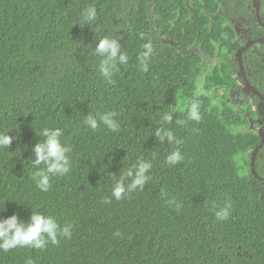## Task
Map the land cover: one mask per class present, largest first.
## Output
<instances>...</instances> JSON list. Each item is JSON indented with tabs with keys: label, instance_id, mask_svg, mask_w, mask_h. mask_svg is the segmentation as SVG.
Returning <instances> with one entry per match:
<instances>
[{
	"label": "trees",
	"instance_id": "16d2710c",
	"mask_svg": "<svg viewBox=\"0 0 264 264\" xmlns=\"http://www.w3.org/2000/svg\"><path fill=\"white\" fill-rule=\"evenodd\" d=\"M255 5L0 0V134L13 137L9 150L0 148V210L6 208L0 217L19 213L27 222L33 210L70 225L72 233L45 249L0 251V264H264V146L255 165L247 155L260 147L262 136L234 133L246 120L226 102L220 107L204 96L196 100L204 59L212 60L218 46L231 56L234 70L208 77L207 90L231 87L245 104L251 96L253 113L264 119V101L247 89L239 62L244 47L264 36ZM89 6L97 8L92 24L82 18ZM261 14L264 22V1ZM103 38L119 41L129 58L111 82L100 74L102 57L94 54ZM166 41L200 52L183 54ZM242 61L264 96V43L245 50ZM193 101L200 121L177 125L188 109L180 106ZM89 109L118 113L120 130L101 126L93 132L84 123ZM163 110L174 116L163 126L182 144H159L152 136L162 126ZM44 127L63 129L62 142L72 148L70 172L53 178L47 193L36 187L28 160L42 139L36 131ZM176 148L184 160L169 167L166 156ZM140 158L153 165L145 190L111 198V175H123ZM169 199L181 207H170ZM225 205L230 217L218 221L215 211Z\"/></svg>",
	"mask_w": 264,
	"mask_h": 264
},
{
	"label": "clouds",
	"instance_id": "9594fccd",
	"mask_svg": "<svg viewBox=\"0 0 264 264\" xmlns=\"http://www.w3.org/2000/svg\"><path fill=\"white\" fill-rule=\"evenodd\" d=\"M97 8L89 6L82 12V18L86 24H92L97 19ZM94 54L102 57L99 65L100 74L109 82H111L115 71L119 65L128 63V56L121 51V43L114 39H100L94 48ZM139 63L144 71L147 68L144 66L143 57ZM162 126L156 128L152 136H155L159 144H182V140L177 138L170 128L164 127V124H171L174 116L171 112L160 111ZM118 113L114 111L104 112L102 114H94L90 109L85 115L84 123L93 132L97 131L101 126L112 132H118L120 125L117 120ZM201 119L199 111V103L193 101L187 109L185 120H176V124L185 126L189 121L199 122ZM36 131V129H35ZM10 133V132H9ZM7 134H0V148L10 149L13 143V137ZM39 137H42L33 147H31L32 166L36 171L32 174V179L36 187L47 193L52 187V179L63 177L71 170L70 153L71 146L62 142L64 135L61 128L44 127L39 132L36 131ZM184 160V156L179 148L169 152L166 156L165 163L169 167H175ZM111 159L109 164H111ZM152 163L145 159H137V161L129 167L123 175L115 174V182L111 191V198L119 201L124 199L131 193L140 191L143 192L151 179L149 173L152 169ZM104 203H110L111 199H105ZM20 204V203H19ZM170 207L179 209L181 204L175 199L167 200ZM3 210L0 212L5 211ZM231 214L230 205L219 207L215 211V217L218 221H226ZM71 226H61L57 219L52 215H45L32 210V214L27 222L23 221L19 213L13 214L8 218L0 217V251L9 252L16 248H32L45 249L48 244L58 245L61 239L70 238ZM117 235H119L117 233ZM28 264H32L29 260Z\"/></svg>",
	"mask_w": 264,
	"mask_h": 264
},
{
	"label": "rangeland",
	"instance_id": "374dc122",
	"mask_svg": "<svg viewBox=\"0 0 264 264\" xmlns=\"http://www.w3.org/2000/svg\"><path fill=\"white\" fill-rule=\"evenodd\" d=\"M237 42L240 43V40L237 39ZM166 43L183 54L200 52V48L197 46L193 47L192 49L186 50L172 41H166ZM215 55L216 56L212 60H207L206 58L204 59L205 69L203 72V76L198 81L196 100L204 96L209 98L212 101L213 105L220 107H223V101L226 102L229 107H231L235 112L242 113L243 120H246V124L244 126L233 129L234 133L252 132L257 135H262L264 124L259 119V116L253 113L256 109V105L253 102V98L251 96H249V104H245L241 95L235 90L233 91L231 87L221 88L219 85H215L214 88L212 87L211 91L207 90L206 84L208 77L212 76L215 72H219L220 76L223 78L225 77L226 72H231L232 70H234L233 66H231V56L228 57L225 54H221L218 46H216ZM235 74H233L234 77L238 79L239 74ZM237 84V86L239 87L242 85V82L238 80ZM191 103L192 102H185L180 106V108L186 109ZM254 153L255 151L250 150L247 155L253 159L255 155ZM247 166L249 167V163H247Z\"/></svg>",
	"mask_w": 264,
	"mask_h": 264
},
{
	"label": "water",
	"instance_id": "95a60500",
	"mask_svg": "<svg viewBox=\"0 0 264 264\" xmlns=\"http://www.w3.org/2000/svg\"><path fill=\"white\" fill-rule=\"evenodd\" d=\"M262 1H263V0H258V1H257L256 11H257V18L259 19L260 23L263 25V22H262V20H261V5H262ZM263 42H264V37H263V38H260V39H258V40H255V41H253V42H251L250 44L247 45V47H246L245 49L249 48L251 45H254V44H256V43H263ZM239 56H240V68H241L242 74H243V76H244V78H245L247 89H248L251 93H253L254 95H259V92L253 87V85L249 82V80H248V78H247V76H246L245 68H244V65H243V62H242V59H241V58H242V52L240 53ZM263 146H264V136H263V139H262V142H261L260 147H258V148L256 149L255 156H254V159H253L254 161H255V159H256V157H257V154L259 153L260 149H261Z\"/></svg>",
	"mask_w": 264,
	"mask_h": 264
},
{
	"label": "flooded vegetation",
	"instance_id": "af4514ba",
	"mask_svg": "<svg viewBox=\"0 0 264 264\" xmlns=\"http://www.w3.org/2000/svg\"><path fill=\"white\" fill-rule=\"evenodd\" d=\"M257 1L258 0H256V5H257ZM264 1V0H263ZM263 1H262V5H263ZM256 5H255V9H256ZM262 5H261V11H262ZM256 17H257V11H256ZM258 19V18H257ZM261 20H262V22H263V19H262V14H261ZM258 21H259V19H258ZM259 23H260V21H259ZM260 25L262 26V27H264V22H263V25L260 23ZM264 37V36H263ZM263 37H260V38H263ZM260 38H258V39H260ZM239 39V38H238ZM258 39H255V40H258ZM255 40H253V41H255ZM253 41H251V42H253ZM250 42V43H251ZM250 43H248V44H250ZM264 43V42H263ZM263 43H260V44H263ZM247 44V45H248ZM256 44H258V43H256ZM247 45H246V47H247ZM255 45V44H254ZM251 46H253V45H251ZM250 46V47H251ZM246 47H244V49H243V51H241L242 52V56H243V52L245 51V50H247V49H245ZM249 47V48H250ZM240 52V53H241ZM240 55V54H239ZM242 59V58H241ZM239 62H240V56H239ZM243 62V61H242ZM246 72V71H245ZM243 75V74H242ZM247 76V75H246ZM244 77V76H243ZM248 78V77H247ZM245 79V78H244ZM246 82V81H245ZM250 82V81H249ZM254 87V86H253ZM255 88V87H254ZM256 89V88H255ZM257 90V89H256ZM258 91V90H257ZM259 92V91H258ZM253 94V93H252ZM254 95V94H253ZM256 96H259L263 101H264V96L259 92V95H256ZM259 119L262 121V122H264V119L262 118V117H259ZM258 136H262V139H263V136H264V133L262 132V135H258ZM252 151H255L256 152V149L255 150H252ZM255 154V153H254ZM255 156V155H254ZM257 156H258V154H257ZM253 159H254V157H253ZM256 159H257V157H256ZM256 159H255V161L253 160V162H254V164L253 165H255V162H256Z\"/></svg>",
	"mask_w": 264,
	"mask_h": 264
}]
</instances>
